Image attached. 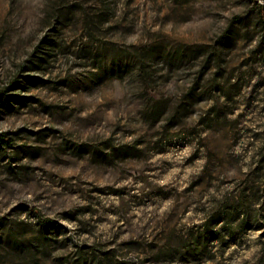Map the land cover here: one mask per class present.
Masks as SVG:
<instances>
[{"label":"rangeland","instance_id":"1","mask_svg":"<svg viewBox=\"0 0 264 264\" xmlns=\"http://www.w3.org/2000/svg\"><path fill=\"white\" fill-rule=\"evenodd\" d=\"M262 13L0 0V264H261Z\"/></svg>","mask_w":264,"mask_h":264},{"label":"trees","instance_id":"2","mask_svg":"<svg viewBox=\"0 0 264 264\" xmlns=\"http://www.w3.org/2000/svg\"><path fill=\"white\" fill-rule=\"evenodd\" d=\"M260 17L263 23V41H264V13H262ZM0 104H3L2 100H0ZM0 143L3 145H11L12 139L8 138L6 135H0ZM220 221L221 219L213 220L212 228L207 227V229L205 230L206 237L204 238V242L206 245H209L214 241L226 240L227 236L230 234V228H228L227 225L220 229H216V226L220 223ZM261 264H264V259Z\"/></svg>","mask_w":264,"mask_h":264}]
</instances>
